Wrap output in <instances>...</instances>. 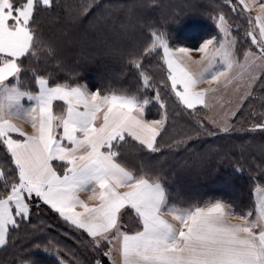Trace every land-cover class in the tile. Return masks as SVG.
Here are the masks:
<instances>
[{
	"label": "snow or ice",
	"instance_id": "6c2138e0",
	"mask_svg": "<svg viewBox=\"0 0 264 264\" xmlns=\"http://www.w3.org/2000/svg\"><path fill=\"white\" fill-rule=\"evenodd\" d=\"M52 3L0 0V150L8 157L0 162V248L43 204L86 233L93 250H102L110 264H264V187L256 185L253 209L241 214L220 200L178 208L169 204L158 177L118 162L119 149L130 142L151 153L160 150L157 138L165 130L167 112L160 119H146L151 103L146 96L115 90L102 94L67 81L50 83L35 74L37 91L22 90L25 60L39 59L40 51L51 52L40 39L36 14ZM237 3L242 13L259 9L255 16L248 15L245 34L258 53L249 49L238 58L223 14L217 20L225 39L208 38L196 49L174 47L166 33L153 32L148 45L130 53L141 87L154 88L142 61L155 55L167 69L172 93L187 109L208 107L210 95L234 84L236 91L245 89L241 100L250 97L264 74V3ZM237 10L233 4L232 11ZM193 51L201 54L198 59ZM205 82L210 86L199 89ZM154 100L165 108L159 89ZM57 102L62 105L59 113L54 111ZM16 119L30 124L32 131L26 132ZM257 129L264 130V119L249 131ZM82 192L88 193L86 199ZM129 212L140 226L133 233L122 230L121 218ZM33 246L42 247L38 241ZM26 264H34L31 257Z\"/></svg>",
	"mask_w": 264,
	"mask_h": 264
},
{
	"label": "trees",
	"instance_id": "16d2710c",
	"mask_svg": "<svg viewBox=\"0 0 264 264\" xmlns=\"http://www.w3.org/2000/svg\"><path fill=\"white\" fill-rule=\"evenodd\" d=\"M94 2L98 3L94 6ZM106 4V1L99 0H53L51 8L45 9L41 6L36 14V26L41 41L51 52L40 51L39 59L25 60L23 67L26 71L22 73L23 90L33 93L37 91L34 74L48 77L50 83L67 81L73 85H84L92 91L100 90L102 94L115 89L135 91V87L142 88L139 72L130 62L133 56H126V50L117 48V42L120 40L114 38L116 33L110 32V29L109 33L104 30L87 31V25L93 19L94 12L102 8L107 9ZM85 5H91L87 11L84 10ZM160 19L155 20L154 24L158 27L156 28L166 33L173 41L187 42L188 39L191 41L198 36L201 39L205 36V31H208L207 22L188 20L178 26V23H173L171 19L167 21V18H163L164 23H161ZM107 24L108 21L105 25ZM144 25L143 30L150 28L147 23ZM105 34L113 37V40L99 43L98 38L104 37ZM58 50L64 51L63 58L47 62L55 57ZM143 95L151 99L155 96ZM161 95L172 105L174 97L171 94ZM173 101L175 103V100ZM160 112V104L152 102L145 117L149 120L157 119ZM192 126L194 133L187 138L190 139L189 142H182L178 147V142L174 143L175 148L163 152L151 153L136 142L123 145L119 149L118 162L137 173L142 167L147 171L148 163H158L164 170L166 180L161 183L165 186L169 204L178 208L204 206L220 200L230 204L235 214L253 209L254 184H264V162H259L258 168L254 166L256 171L251 173L240 163L242 161L233 155L231 157L235 159L222 157L210 161L208 169L201 174L187 176L180 173L179 166H190L193 159L205 153L207 147L212 149L217 146L216 155L224 154L223 141L234 138L223 135L211 138L205 135L199 126L194 123ZM163 136L164 134L157 139L159 146L164 140ZM161 158L169 162H160ZM7 159L5 153L0 150V161ZM185 186H191V189L184 190ZM34 211L30 223L21 224L10 243L0 250V264H26L28 257L32 258L34 264H58L59 261H66L67 264H95L101 257L108 260L99 250H93L91 239L86 234L70 227L43 204ZM121 224L128 232H135L140 227L131 212L122 216ZM37 241L42 245L40 250L33 246ZM44 247L48 248L47 252L43 250Z\"/></svg>",
	"mask_w": 264,
	"mask_h": 264
},
{
	"label": "rangeland",
	"instance_id": "374dc122",
	"mask_svg": "<svg viewBox=\"0 0 264 264\" xmlns=\"http://www.w3.org/2000/svg\"><path fill=\"white\" fill-rule=\"evenodd\" d=\"M99 1H106L107 9L102 8L100 11L96 10L94 12L93 19L90 20L87 25V31L101 32L104 30L105 33H109L110 29V32L116 33L114 38L120 40V42H117L118 46H115L126 50V56H129L130 53L133 52H139L146 45H148L151 42L150 38L153 32L162 33L159 29H157V24H154L157 18H161V23H164L163 18H167V21L171 19L173 23H178V26H182L180 23L188 20H194L193 22H207L208 31H205L206 34L203 38L200 39V36H198V38L191 41L188 39L187 42L173 41V39L170 38V43L174 47H189L196 49L204 40L211 37H216L218 40H224L225 36L220 32L218 27V14H223L228 21L230 31L228 39H231L232 37L235 38L238 58L242 60V53L249 49L258 53V49L251 44L250 38L246 37L245 34L250 27L247 20L248 15L255 16L259 9L258 7H252L250 14L242 13L240 11L242 6L238 5L237 0ZM246 2L251 4L252 0H246ZM259 2L264 3V0H259ZM97 3L98 2H94V6ZM233 4H235L238 9L235 12L232 11ZM107 21L108 24L105 25ZM144 23H147L150 28L143 30V28H145ZM104 25L106 26L105 28ZM166 31L167 30H164V32ZM98 39L99 43H106L109 40H113V37L105 34L104 37ZM109 53H111V51ZM192 54L197 59L201 55L196 51H193ZM63 55L64 51L58 50L55 57L47 62H51L52 60L57 61L59 58H63ZM95 56H97V54H95ZM142 62L145 70L153 76L154 88L145 90L144 88L136 89L135 87V91L130 89L126 92L130 94H155V89H159L161 101L165 105V108L161 109L160 117L157 119H160L165 111L167 112V122L165 124V130L162 132V134H164V140L160 145L159 152L175 148L173 146L174 143L178 142L176 145L178 147V145L182 142H189L190 139L187 138H190L192 133H194V126H192V123L199 126L203 130V133L211 138L219 135L234 137L223 141V145L225 146L224 154L220 153L221 155H216L218 149L215 147L217 146L212 149L207 147L205 153L193 159L190 166H179L178 169L180 170V173L192 176L201 174L208 169L210 161L217 160L222 157L232 159L233 157L231 156L233 155L241 160L242 162L240 163H243L251 173L256 171V168L260 166L259 164L261 162H264V130L257 129L255 131H249L253 124L260 122L261 119H264V116L261 115L264 114V74H262L261 78L256 81L252 88V95L247 99L241 100V96L245 89L241 88L239 91H236L234 84L227 89L221 87V90L218 93L210 95L207 98L208 107L205 108L204 106L197 105V107L192 110L187 109L185 106L180 104L175 95L172 93L170 89V81L167 80V69L160 62L158 56L153 55L146 57ZM106 76L109 75L106 74ZM245 78H247V73L245 74ZM209 86L210 85L205 82L200 84L198 87L199 89H203L208 88ZM211 87H216V85L213 84ZM88 90L90 89L88 88ZM115 91L120 92L125 90L115 89ZM161 94H171L174 97L171 101L172 105H169L167 100L163 98ZM147 98L151 101L147 107L148 110L152 102L156 101L154 98ZM163 99L165 101H163ZM173 100H175V103ZM21 124L22 123H20V125ZM223 127H230L231 130L229 132H224L221 130ZM159 161H163L165 163L169 162L163 158ZM250 165H252V167H250ZM254 166H256V168ZM146 168L149 173L158 177L160 181L166 180L164 170L159 167L158 163H148L146 164ZM181 180L182 179H180V181ZM257 184L264 187V184L261 182L255 183L254 186L256 187ZM185 187L184 190L189 191L191 189V186ZM99 252H102V250H99ZM98 259L101 261V264H110L109 260L106 261L102 257Z\"/></svg>",
	"mask_w": 264,
	"mask_h": 264
},
{
	"label": "crops",
	"instance_id": "0c3cea01",
	"mask_svg": "<svg viewBox=\"0 0 264 264\" xmlns=\"http://www.w3.org/2000/svg\"><path fill=\"white\" fill-rule=\"evenodd\" d=\"M90 91V90H89ZM23 103L25 104V106H28V101L27 100H25V101H23ZM62 110V105L60 104V102H57L56 103V105L54 106V111H56L57 113H59L60 111ZM14 123H16V124H18L19 126H21L22 124V128L26 131V132H31L32 131V129H31V125L30 124H28V123H26V122H24L23 120H19V119H16V120H14ZM20 123H22L21 125H20ZM158 139V138H157ZM124 166V165H123ZM87 195H88V193H85V192H82L81 193V198H84V199H86L87 198ZM90 203H93V202H90ZM44 206H46L47 208H49L47 205H44ZM50 209V208H49ZM51 210V209H50ZM79 210V209H78ZM52 212H54L53 210H51ZM55 213V212H54ZM55 214H57V213H55ZM58 215V214H57ZM59 216V215H58ZM60 217V216H59ZM61 218V217H60ZM166 219H169L170 221H171V216H168V215H166V217H165ZM62 219V218H61ZM235 222V221H234ZM122 230L123 231H126L125 229H123L122 228ZM128 232V231H127ZM84 233V232H83ZM129 233H133V232H129ZM84 234H86V233H84ZM87 235V234H86ZM88 236V235H87ZM89 237V236H88ZM90 238V237H89ZM91 239V238H90ZM105 247H107V246H105ZM5 248V247H4ZM3 248H0V250H2ZM107 259L109 260V258L107 257ZM110 262V261H109Z\"/></svg>",
	"mask_w": 264,
	"mask_h": 264
}]
</instances>
